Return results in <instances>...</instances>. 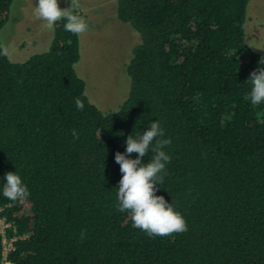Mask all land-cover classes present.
<instances>
[{"label": "trees", "instance_id": "16d2710c", "mask_svg": "<svg viewBox=\"0 0 264 264\" xmlns=\"http://www.w3.org/2000/svg\"><path fill=\"white\" fill-rule=\"evenodd\" d=\"M115 1L140 37L115 111L88 99L65 20L46 50L19 62L0 55V264L4 237L10 264H264V103L247 98L264 55L245 42L247 0ZM11 2L0 0V29ZM154 120L171 139L156 195L188 226L168 237L116 208L115 153ZM7 172L28 187L25 201L3 196Z\"/></svg>", "mask_w": 264, "mask_h": 264}, {"label": "rangeland", "instance_id": "374dc122", "mask_svg": "<svg viewBox=\"0 0 264 264\" xmlns=\"http://www.w3.org/2000/svg\"><path fill=\"white\" fill-rule=\"evenodd\" d=\"M76 8L89 25L79 36V59L74 67L85 82L88 99L101 111L118 109L127 97L130 77L126 64L132 48L139 41L138 32L116 15L115 0H77ZM38 0H12L9 15L0 29V43L8 49V58L19 62L46 50L54 31L35 19ZM61 9L70 7L71 0H58ZM245 42L264 55V0H247L243 23Z\"/></svg>", "mask_w": 264, "mask_h": 264}, {"label": "clouds", "instance_id": "9594fccd", "mask_svg": "<svg viewBox=\"0 0 264 264\" xmlns=\"http://www.w3.org/2000/svg\"><path fill=\"white\" fill-rule=\"evenodd\" d=\"M79 7L77 0H71L70 7L61 9L58 0H38L34 7L35 19L43 21V27L49 31L55 30L60 20H65L64 30L77 37L89 31L88 23L74 10ZM0 55L8 56V49L0 44ZM264 64V60L260 61ZM252 87L249 96L251 105L256 107L264 103V68L251 72L249 79ZM78 110L83 111L84 102L76 98ZM74 139H79V133L72 129ZM164 129L159 121H152L150 127L141 135L133 138L129 135L125 141L124 153H115V162L120 166L121 179L118 182L116 208L121 213H128L132 226L145 232L150 237H168L184 233L188 230L183 215L175 210L173 202L169 203L164 196L156 195L158 186L164 183L167 175L166 164L170 156L164 151L171 144V139H164ZM149 151L153 153L145 163L144 157ZM136 154L135 158H130ZM3 196L12 202H23L29 196L28 187L16 172H7L4 176ZM87 232L81 230V242Z\"/></svg>", "mask_w": 264, "mask_h": 264}, {"label": "built area", "instance_id": "2783aa9c", "mask_svg": "<svg viewBox=\"0 0 264 264\" xmlns=\"http://www.w3.org/2000/svg\"><path fill=\"white\" fill-rule=\"evenodd\" d=\"M8 224H6L4 222L3 218H0V232L3 234L4 233V227L7 226ZM3 243H4V249H3V260H2V264H10V262H8L6 260V252L7 250H9L12 247L11 241H6L5 237L3 239Z\"/></svg>", "mask_w": 264, "mask_h": 264}]
</instances>
